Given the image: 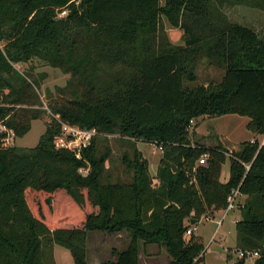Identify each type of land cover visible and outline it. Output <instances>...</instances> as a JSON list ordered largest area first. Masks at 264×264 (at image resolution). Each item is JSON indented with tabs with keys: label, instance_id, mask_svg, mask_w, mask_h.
I'll return each mask as SVG.
<instances>
[{
	"label": "trees",
	"instance_id": "1",
	"mask_svg": "<svg viewBox=\"0 0 264 264\" xmlns=\"http://www.w3.org/2000/svg\"><path fill=\"white\" fill-rule=\"evenodd\" d=\"M241 1L264 8L257 0H0V116L15 137L38 118L6 106L38 102L39 81L15 67L34 59L68 74L54 96L48 91L51 113L97 132L76 157L54 147L60 123L49 116L35 146L0 147V264H55L54 245L74 264H89L90 231L128 237L100 264H139L141 246L151 243L166 250L168 264H198L201 239L185 236V220L223 210L234 188L243 196L236 248L257 250L253 264H264V36L221 9ZM164 21L183 30V44L171 43ZM201 59L223 78L185 85ZM226 114L246 116V129L263 140L243 141L229 157L220 144L192 140L200 117ZM108 134L132 148L122 156L129 180L107 173L109 151L98 152L97 137ZM137 141L162 145L154 175Z\"/></svg>",
	"mask_w": 264,
	"mask_h": 264
},
{
	"label": "rangeland",
	"instance_id": "2",
	"mask_svg": "<svg viewBox=\"0 0 264 264\" xmlns=\"http://www.w3.org/2000/svg\"><path fill=\"white\" fill-rule=\"evenodd\" d=\"M255 2L256 0H250ZM258 3L264 5V0H257ZM253 4V3H252ZM252 4H230L223 2L221 9L225 16L233 21L245 26L253 27L260 31L261 36H264V8L252 6ZM164 27L171 43L175 45L183 44L181 28L170 26L164 21ZM19 72H29L31 79L39 81V87L35 88L38 102L34 105H11L6 104L13 109L17 107H26L31 110L38 111V118L31 121L30 129L21 137L14 139V145L18 152H23L26 148L36 145L39 136L43 133L46 123L49 121V115L43 111L48 105L50 98L48 91L54 96L56 93L54 87L63 86L68 74H64L58 68L52 67L36 59L31 62L21 63L15 66ZM196 79L192 82H187L185 85L192 87L199 84H207L210 81L220 82L223 78V70L209 65L206 59H201L196 66ZM48 107V106H47ZM248 121L246 116L237 114H226L219 117H201L195 125V135L192 140L201 138V142L206 146L222 145L226 148L228 154L239 149L241 142L250 139L261 141L262 136L257 135L248 129L245 125ZM191 127L190 131L194 128ZM203 136V137H202ZM98 152L103 153L105 149L109 151L108 161L106 162L107 173L111 176V180L117 178L121 180H129V174L125 172L122 156L124 154L131 155L132 148L130 144L119 134H111L109 136L99 135L97 137ZM137 148L141 151L149 163V172L155 174L156 168L161 157L159 151H154L152 145L146 141H137ZM228 157V156H227ZM229 170V160L226 159L221 169V181L227 180ZM243 200V198H242ZM208 217H201L196 223H190L185 220L186 225L190 228H195L193 235L196 238H202V253L204 257L198 264H237L238 257L236 253V231L235 221L240 218V211L235 209L225 214L222 224L217 227L223 212H216L213 215L207 214ZM100 231H90L87 237V260L88 263L97 262L100 258L104 259L103 245H99L96 241L97 234ZM213 241L208 243L210 237ZM53 259L55 264H74L71 254L68 249L60 246H53ZM254 256L246 257L242 264H253ZM152 264H164L165 258L154 256L151 258Z\"/></svg>",
	"mask_w": 264,
	"mask_h": 264
},
{
	"label": "built area",
	"instance_id": "3",
	"mask_svg": "<svg viewBox=\"0 0 264 264\" xmlns=\"http://www.w3.org/2000/svg\"><path fill=\"white\" fill-rule=\"evenodd\" d=\"M65 11H62L60 15H63ZM46 113L49 116H53L57 121L60 123V130L59 133L54 137L53 139V145L55 148H63L70 150L75 153L76 157H80V152L83 148L87 147L90 142L92 141L93 137L97 134L96 130L94 128H84L80 127L78 125L69 124L67 122L60 121L57 116H54L51 111L48 109V107H45ZM7 117H1L0 116V133H4L3 138L0 142V147H9L14 144L15 133L12 128H10L6 123ZM194 122L191 121V124ZM111 134H108L109 136ZM253 141V140H251ZM152 145V149L154 151H159L162 153V145L157 143L156 141H149ZM225 154L229 157L231 154H228V152H225ZM209 157L208 152L202 153L199 158L197 159V164H204L207 158ZM245 167L248 169L249 165L244 164ZM79 171L83 174H85L88 171V168H80ZM243 196L240 193L238 188H234L231 193L227 197V204L226 207L221 210L220 212H223L222 217L217 220V227L222 224L223 218L225 214L232 210H239L243 206ZM205 218L208 217V215L203 216ZM195 228H188L185 231V236L189 237ZM213 241V237L211 236L208 243ZM236 253L238 259L246 258L250 256H254L255 258L258 256L257 250H244L240 248H236Z\"/></svg>",
	"mask_w": 264,
	"mask_h": 264
},
{
	"label": "crops",
	"instance_id": "4",
	"mask_svg": "<svg viewBox=\"0 0 264 264\" xmlns=\"http://www.w3.org/2000/svg\"><path fill=\"white\" fill-rule=\"evenodd\" d=\"M194 131H195V128H194ZM262 140L263 138L261 139V141ZM225 181H222V182H225ZM97 235H98L96 237L97 243L99 245H103L104 247L103 251H104L105 260H114L115 256L112 255L111 250L112 249H118V250L124 249L128 243V237L126 236V233L123 231L116 232V233L101 232V233H98ZM200 239L202 242V238ZM154 256L164 257L165 258L164 264H168L170 261V258L165 249H163L162 247H159L157 244L151 243L145 246H141L140 252H139V264H152L151 258ZM203 257H204V254H203ZM102 261L103 260L99 258L96 263L93 262L90 264H100Z\"/></svg>",
	"mask_w": 264,
	"mask_h": 264
},
{
	"label": "water",
	"instance_id": "5",
	"mask_svg": "<svg viewBox=\"0 0 264 264\" xmlns=\"http://www.w3.org/2000/svg\"><path fill=\"white\" fill-rule=\"evenodd\" d=\"M195 222V220L194 219H192L191 221H190V223H194Z\"/></svg>",
	"mask_w": 264,
	"mask_h": 264
}]
</instances>
